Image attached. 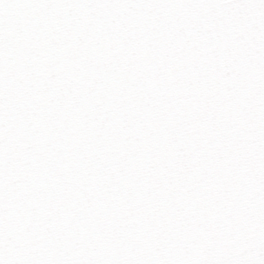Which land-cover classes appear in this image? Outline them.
Instances as JSON below:
<instances>
[{
    "label": "snow or ice",
    "instance_id": "obj_1",
    "mask_svg": "<svg viewBox=\"0 0 264 264\" xmlns=\"http://www.w3.org/2000/svg\"><path fill=\"white\" fill-rule=\"evenodd\" d=\"M0 264H264V0H0Z\"/></svg>",
    "mask_w": 264,
    "mask_h": 264
}]
</instances>
